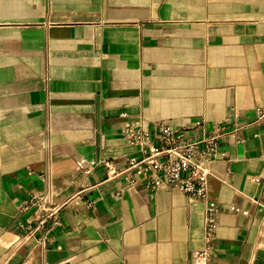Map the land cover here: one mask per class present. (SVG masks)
Masks as SVG:
<instances>
[{
    "label": "crops",
    "instance_id": "1",
    "mask_svg": "<svg viewBox=\"0 0 264 264\" xmlns=\"http://www.w3.org/2000/svg\"><path fill=\"white\" fill-rule=\"evenodd\" d=\"M138 121L230 132L203 262V203L108 174ZM41 193L64 207L30 236ZM263 233L264 0H0V264H257Z\"/></svg>",
    "mask_w": 264,
    "mask_h": 264
},
{
    "label": "built area",
    "instance_id": "2",
    "mask_svg": "<svg viewBox=\"0 0 264 264\" xmlns=\"http://www.w3.org/2000/svg\"><path fill=\"white\" fill-rule=\"evenodd\" d=\"M202 124L203 121L198 123ZM229 133L216 127L202 137H194L187 128L171 124H159L155 130L148 131L142 121L129 123L123 136L128 145L139 148L140 157L128 158L123 173L110 172L112 164H106L109 176L132 173L135 179L146 182L153 192L165 188L182 193L191 205L204 204V249L197 254L201 262L209 258L213 249L221 215L219 206L208 200V181L212 176V164L220 155L222 140ZM63 207L53 202L47 193L33 198L23 208L34 211L35 225L28 228V234L31 236L45 229L49 222L58 225ZM231 209L238 211L235 207Z\"/></svg>",
    "mask_w": 264,
    "mask_h": 264
},
{
    "label": "rangeland",
    "instance_id": "3",
    "mask_svg": "<svg viewBox=\"0 0 264 264\" xmlns=\"http://www.w3.org/2000/svg\"><path fill=\"white\" fill-rule=\"evenodd\" d=\"M261 255L259 257V260L257 261V264H264V233L263 237L261 238Z\"/></svg>",
    "mask_w": 264,
    "mask_h": 264
}]
</instances>
